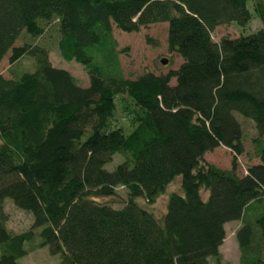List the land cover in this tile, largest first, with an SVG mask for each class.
<instances>
[{"label": "trees", "instance_id": "16d2710c", "mask_svg": "<svg viewBox=\"0 0 264 264\" xmlns=\"http://www.w3.org/2000/svg\"><path fill=\"white\" fill-rule=\"evenodd\" d=\"M252 13L255 31L211 38L216 25L243 26ZM163 21L180 63L123 76L112 25L132 32ZM53 24L56 51L84 67L86 85L30 40ZM21 32L28 40L17 44ZM7 52L34 66L0 74V264L43 246L58 264H221L231 219L240 264H264V142L238 174L233 114L264 136V0H0V59ZM116 97L128 132L112 124ZM217 146L233 153L229 168L205 160ZM115 154L122 159L107 169ZM161 194L160 214L139 202ZM5 198L31 214L28 229L6 228Z\"/></svg>", "mask_w": 264, "mask_h": 264}, {"label": "rangeland", "instance_id": "374dc122", "mask_svg": "<svg viewBox=\"0 0 264 264\" xmlns=\"http://www.w3.org/2000/svg\"><path fill=\"white\" fill-rule=\"evenodd\" d=\"M247 6L249 10H252V4L250 1L247 2ZM260 26V19L252 13L249 21L243 26L237 25L234 22L216 25L211 31V38L217 40L222 35L234 37L241 33L246 34L253 32ZM166 29V21L152 23L140 27L138 31L132 32L120 30L114 24L112 25V31L117 41V47L124 48L119 54L120 69L123 76L134 77L145 70L160 73L167 71L169 68L177 67L181 61V57L176 53L167 50L165 39ZM56 34L57 25L53 24L51 29H47L45 33L38 38L29 36L31 41L38 44H44L49 48L48 58L52 65L67 69L74 76L78 84L86 85L88 82V75L84 67L74 60L62 59L56 51L57 48L54 46ZM146 37H149L150 40ZM23 40H28V36L25 32H21L20 36L15 40V43L19 44ZM8 53L9 52L0 59V74L2 76L16 77L22 71L31 70L33 68L34 60L30 56L23 55L16 61L10 63L8 61ZM160 58H164L166 60L165 63H161ZM170 82L173 84L174 79H171ZM120 107V100L116 97V109L112 117V124H120L125 127L124 131L128 132L131 125H129V122ZM233 114L241 124L242 129V143L244 145L243 152L236 156L237 173L241 175L246 171L248 165L258 161V158L256 156L254 157V154L258 149L257 141L258 139H261L259 140L261 142L258 143H263L264 136L260 137L257 135L254 122L251 118L243 116L235 111ZM232 155L233 153L227 147L217 146L214 149L205 152L204 158L206 161L213 163L218 167L229 168ZM121 159L122 156L120 154H115L111 162L107 163L105 167L111 169ZM177 189L178 180L175 178L174 181L170 183L167 191ZM117 191L121 197H123L124 188L118 186ZM165 198L166 194H161L150 204H145V201L142 199H140L139 202L151 209L154 213L160 214L165 210ZM118 199L117 201H112L114 206L120 205ZM10 201L9 198H5L3 201L4 211L7 216L5 222L6 228L12 232H19L28 229L32 220L31 214L16 207ZM238 224L239 221L237 219H231L224 224L225 236L219 246L221 264H240V250L234 237V232L238 227ZM18 262L19 264H58V256L49 254L47 247L43 246L27 252L18 259ZM210 262L213 264V259H210Z\"/></svg>", "mask_w": 264, "mask_h": 264}, {"label": "water", "instance_id": "95a60500", "mask_svg": "<svg viewBox=\"0 0 264 264\" xmlns=\"http://www.w3.org/2000/svg\"><path fill=\"white\" fill-rule=\"evenodd\" d=\"M165 61H166V60H165L164 58H160V62H161V63H165Z\"/></svg>", "mask_w": 264, "mask_h": 264}]
</instances>
